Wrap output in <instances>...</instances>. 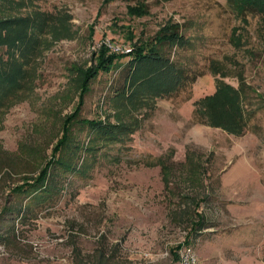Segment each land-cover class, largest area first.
Here are the masks:
<instances>
[{"label": "rangeland", "instance_id": "rangeland-1", "mask_svg": "<svg viewBox=\"0 0 264 264\" xmlns=\"http://www.w3.org/2000/svg\"><path fill=\"white\" fill-rule=\"evenodd\" d=\"M242 2L258 13L238 17L228 0H0V264H180L190 237L198 264H264V0ZM139 3L150 15L130 17ZM170 20L192 43L172 58L196 82L170 97L126 87L124 99L129 59L92 80L80 116L122 122L134 134L91 142L90 131L74 127L82 173L21 217L31 200L15 190L53 158L94 53L104 44L129 53ZM212 62L230 76L214 75ZM242 79L253 118L237 136L211 122L231 111L215 100L218 80L238 88ZM181 195L201 201L209 227L199 236Z\"/></svg>", "mask_w": 264, "mask_h": 264}, {"label": "trees", "instance_id": "trees-1", "mask_svg": "<svg viewBox=\"0 0 264 264\" xmlns=\"http://www.w3.org/2000/svg\"><path fill=\"white\" fill-rule=\"evenodd\" d=\"M229 5L234 10L235 15L238 17L247 16L248 12H257L256 8L252 3L242 2V0H228ZM130 17L135 18H145V16L150 15L148 7L144 3H139L137 6L128 7ZM4 23H0L1 27ZM128 39L134 41V31L132 28L127 27ZM183 26L177 22L170 20L163 27L160 28L159 32L156 34L152 41H138L133 45L132 51L129 53H113L112 49L104 44L100 50L94 53L95 65L90 70L82 71V88H81V98L86 96L91 91V81L98 79L101 74L110 73L115 69L121 67L120 62L123 59H129L127 67L129 68L127 79L128 86L126 85L122 92H119L120 96L124 99L129 98L125 96L126 87L127 90L133 89L135 86L142 87V94L149 93L150 95L156 97H170L173 96L176 91L190 88L198 77L195 73H192L191 69L187 68L186 65L181 61H177L172 58L173 51L175 50H185L191 46L190 38H186L182 32ZM212 73L218 76L223 70L221 66H218L216 62L211 63ZM224 71V70H223ZM218 72V73H215ZM223 77H228L230 75L221 73ZM0 81H2V76H0ZM140 82V83H139ZM250 87L245 84V80H241L238 88L228 87L223 81L218 80L217 82V100L219 97H223L228 100L230 104L231 111L226 115H220L217 119L211 122L212 126L216 128H222L226 132L232 135L240 136L243 132L248 130L250 124L252 123V113H249L245 105L247 104ZM130 99V98H129ZM81 100L79 108H77V113L71 115L66 119L64 123V138L58 144V146L53 151V158L50 160L46 167L42 169L39 176L35 177H23L21 183L22 186L15 190L17 194H27V198L31 200L25 205V209L22 212V216H26L27 212L32 209V206L44 207L51 203L61 191L65 188L64 183L69 180V178L74 177L82 173L81 167L78 168L75 162L79 155L78 151L80 145L76 146L74 140L70 138L74 127L80 126V129L90 131L92 141L99 142H112L123 140L121 134L126 133L127 135H133L134 131L129 128L125 123L113 124L109 120L102 122L100 120H87L83 119L81 115V107L84 100ZM93 149V148H92ZM88 149V150H92ZM67 152V157H63L64 153ZM214 157V153H211ZM75 157V158H74ZM190 156L187 157L189 162ZM190 166L200 165V163L189 162ZM203 175V176H202ZM202 178L207 177L206 172L202 170ZM196 176H200L197 174ZM205 177V178H206ZM206 181V180H205ZM205 181H200L205 188ZM64 182V183H62ZM190 185H194L193 183ZM184 200L183 205H192L193 212H190L192 208H187L183 210V218L187 217L190 222H192V232L191 236H199V232H203L208 229L204 216L200 213L201 201L196 197H186L181 195ZM178 215L177 213H175ZM176 215L174 216L176 219ZM192 218V220H191ZM192 237L188 238L184 244H181L179 249L183 246H188ZM187 244V245H186ZM191 248V247H190ZM192 249V248H191ZM193 251V249H192Z\"/></svg>", "mask_w": 264, "mask_h": 264}, {"label": "built area", "instance_id": "built-area-1", "mask_svg": "<svg viewBox=\"0 0 264 264\" xmlns=\"http://www.w3.org/2000/svg\"><path fill=\"white\" fill-rule=\"evenodd\" d=\"M180 251H181L180 264H198L196 253L195 251H192L190 247L184 246L181 248Z\"/></svg>", "mask_w": 264, "mask_h": 264}]
</instances>
